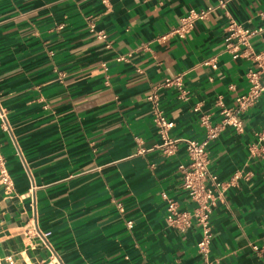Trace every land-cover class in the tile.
<instances>
[{
    "label": "crops",
    "instance_id": "0c3cea01",
    "mask_svg": "<svg viewBox=\"0 0 264 264\" xmlns=\"http://www.w3.org/2000/svg\"><path fill=\"white\" fill-rule=\"evenodd\" d=\"M219 2L0 0V145L13 179L10 191L0 183V264H203L201 230L167 221L164 195L182 212L197 204L182 188L187 148L166 152L150 98L171 140L202 143L201 118L220 126L249 91L254 64L226 51L225 29L264 27V0L232 1L185 39L172 34ZM251 43L263 53L264 31ZM240 120L207 146L225 184L215 264H264V96Z\"/></svg>",
    "mask_w": 264,
    "mask_h": 264
},
{
    "label": "built area",
    "instance_id": "2783aa9c",
    "mask_svg": "<svg viewBox=\"0 0 264 264\" xmlns=\"http://www.w3.org/2000/svg\"><path fill=\"white\" fill-rule=\"evenodd\" d=\"M236 0H220L219 5L209 6L202 9H191L188 14L183 17L179 25L172 31L181 39H185L193 30L195 24L199 21L206 20L218 8L225 9L226 6ZM264 31V27L258 29H249L235 21L229 22L225 29L226 51L232 54L234 59L244 58L250 60L254 64V68L248 72L249 91L240 96L236 100V108L223 109V120L220 126L211 128L209 118L204 116L201 118V124L208 131L207 139L202 143L191 140H171L169 130L173 124L167 120L164 113L159 109L156 97L150 98L155 103L156 113L154 124L157 126L160 137L163 140L166 152L171 153L172 149L178 143H184L188 152V164L181 165L182 188L187 192L189 198L194 201L197 206L193 211L182 212L177 202L167 200L168 223L178 231L187 232L193 226L199 228L202 232V238L198 243V251L203 258V264H215L211 258V244L213 241V231L211 224V215L217 204L223 200L225 192V184L218 180L215 175L209 172V158L207 146L210 140L218 137L220 132L226 126H231L238 131H242L243 125L240 120L241 113L255 107L264 96V52L256 53L253 49L251 40L253 37L260 35ZM97 38L107 41L108 36L104 32H98ZM214 68L217 67L216 58L207 62ZM175 83L180 86V78L174 81H168L167 85ZM0 121L2 127L6 131L10 130L7 114L1 105L0 100ZM259 142H264V129L257 135ZM0 183L5 187L6 191H10L13 187V179L7 169L6 159L2 154L0 145ZM49 234H45V237Z\"/></svg>",
    "mask_w": 264,
    "mask_h": 264
}]
</instances>
